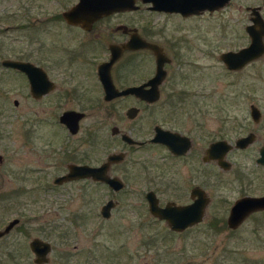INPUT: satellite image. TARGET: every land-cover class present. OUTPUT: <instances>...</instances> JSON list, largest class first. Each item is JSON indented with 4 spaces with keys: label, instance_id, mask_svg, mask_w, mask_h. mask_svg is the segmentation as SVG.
<instances>
[{
    "label": "rangeland",
    "instance_id": "obj_1",
    "mask_svg": "<svg viewBox=\"0 0 264 264\" xmlns=\"http://www.w3.org/2000/svg\"><path fill=\"white\" fill-rule=\"evenodd\" d=\"M76 1L0 0V61L20 54L37 60L36 40L24 25L36 23L34 18L59 14ZM247 6H259L264 18V0H230L220 9L185 18L147 10L114 16L139 26L153 21L161 27L156 37L177 42L181 57L172 66L176 94L184 91L178 95L182 101L175 96L181 104L169 108L170 113L166 107L143 109L134 122V137L146 136L153 117V121L180 128L188 125L186 117H190L189 126L199 121L201 134L196 140L201 148L215 138L233 141L248 130L258 134L251 148L228 155L233 162L231 170L216 167L218 175L211 179V167L200 166V185L211 200L202 221L182 232H173L164 221L154 219L143 198V192L152 188L162 202L189 199L194 183H167L170 178L161 171L166 161L148 166L128 158L113 166L111 174L120 175L127 184L118 193L91 180L52 183L54 176L66 171L68 159L97 164L105 151L113 150L111 141L105 147L90 145L83 138L94 121L107 126L117 120L124 101L114 103V110L102 100L93 106L87 98L56 103V96H50L35 102L20 76L0 65V153L4 156L0 166V228L13 217L21 219L0 239V264H34L29 248L33 237L51 242L53 250L47 264H264V210L251 213L235 229L226 222L229 207L240 192L264 194V168L254 164L257 147L264 144V53L237 70L228 69L219 58L221 52L249 43L244 28L250 23ZM140 59L141 73H145L148 57L143 54ZM64 66L63 62L51 71L55 74L56 68L60 71ZM67 104L81 106L87 114L81 130L72 138L54 123ZM250 104L261 110L257 123L250 117ZM118 124L129 126L123 120ZM70 138L73 145L67 148L72 156L66 155L62 146ZM157 175L166 179L162 182ZM109 197L119 200V205L108 219H102L99 209ZM72 212L86 215L71 220Z\"/></svg>",
    "mask_w": 264,
    "mask_h": 264
},
{
    "label": "flooded vegetation",
    "instance_id": "obj_2",
    "mask_svg": "<svg viewBox=\"0 0 264 264\" xmlns=\"http://www.w3.org/2000/svg\"><path fill=\"white\" fill-rule=\"evenodd\" d=\"M76 2L66 6L59 14L53 13L41 20L34 18L32 21L36 20V23L31 24L30 21H28V25H24V27L29 30L30 35L34 36V39L36 40L34 41L36 42L35 46L39 55L37 60H32L27 56L20 54L18 56L3 58L0 61V65L5 70L11 71L20 76L27 87L29 97L35 102L44 101L50 96H56V103H68L73 100H81L83 102L82 99L87 98V101H92L91 105L93 106L101 104L102 100L114 110V103L124 101L122 111L118 114L117 120L107 126L103 121H94L93 125L86 129L85 137L83 138L84 142H88L90 145L98 144L105 147L106 144L111 141L115 144L113 150L108 152L105 151V155L97 164L75 162L68 159L64 164L66 171L54 176L52 183L61 185L81 180H91L95 184L104 185L112 192L118 193L123 191L127 184L120 175L111 174L113 166L124 163L128 158L135 163L145 162L148 166L154 164L155 161H166L167 165L161 169V171L165 172L170 179L163 178L161 175H157L156 179L161 178L162 182L166 179L167 183H194L189 188V199L184 202H176L171 199L162 202L157 191L149 188L143 192V198L147 204V211L154 219L164 221L167 227L173 232H182L199 224L201 221L197 224L189 225L182 230L172 229L166 218H159L151 212L149 201L152 199V202L157 203L159 207H165L169 204L185 205L191 203L193 199L198 197V195L192 194V190L196 187L202 188L200 185V183H202L200 166L204 163V165L211 167L210 177H216L218 175L216 167L223 171L231 170L233 162L227 158L228 155L234 151H244L251 148L256 143L258 134L252 130H248L246 134L237 136L233 141L225 138H215L214 140L209 141L206 147L201 148L200 143L196 140L198 134H201L199 132L201 126L199 121H195L192 126H189L190 117H186L188 125L180 128L179 126L166 125L162 121H153V117L147 127L146 136L143 139L134 137L132 130L135 128L134 122L143 109H155L158 106L166 107L167 113H170L169 108H177L181 104L179 100L175 99V96L182 101V97H178V95H182L184 91L183 89H180V93L176 94L177 89L174 88L175 70L173 71L172 69V66L178 59H181V57L177 42L161 40L156 37V34L161 33V27H156L157 25H155L153 21L147 22L143 26H139L133 20H115L114 16L128 14L130 12H139L142 10L165 13L166 15H177L181 18H185L186 16L182 15L180 12H166L163 10L150 9L149 7L151 6V3L143 2L142 0H135V4L138 6L135 10L113 12L92 20L89 23L85 22L86 24L83 25L81 23H70L64 19L62 15L65 10L69 9ZM248 7L249 6L246 8L249 11V19L251 23L252 15ZM258 11L260 12V8ZM138 37L145 42L158 46L160 48V53L157 55L151 48L138 45ZM68 39H71V41H68ZM128 43H130L131 46L127 45ZM113 53L115 54V58L109 65H107L106 63L113 58ZM143 54L148 57L146 65L147 71L145 73H141V63L139 61ZM4 60L18 61L27 65H23L24 68H16L3 64ZM63 62L65 63V66L60 71L56 68L55 71L57 72L53 74L51 70H54V66L57 67L58 64L61 65ZM106 69L109 72L111 84L116 94L112 91H108V88L106 89L105 83L102 80V78H106ZM158 71L160 72L159 76H157ZM156 76L159 78V81L154 83ZM139 86H142V88L138 90ZM129 87L131 89L130 91L122 92ZM118 92L122 93L119 94ZM90 93L94 94V96H91ZM13 103L18 105V100L14 99ZM251 105L252 104H250V117L253 122L257 123L262 117V113L261 110L253 104L260 112L259 119L255 121L251 116ZM84 109L81 106L77 108L73 105L67 104L55 117L56 119L54 120V123L60 130H64L66 137L71 136L72 138V136L77 135L81 130L82 121L87 115ZM121 120L129 123V126L127 128L125 126H123L124 128L121 127L118 124ZM157 129L169 131L174 136L168 137L167 143L153 141L152 139L155 137ZM250 132L254 133L252 141L248 142L244 147H238L235 145V142L239 137L245 136ZM101 135H103L101 141H99V139L98 142H96V139ZM71 138L68 140V144L65 142V144L62 145H65V154L69 156H72L70 154V148H67L70 144L73 145V140ZM217 140H225L231 145V148H229L224 156V159L230 163L229 169L221 168L218 165L217 160L214 158H205V150L212 142ZM81 144H83V142H81ZM263 147L264 144L257 147L258 155L254 159V164L262 168H264V164L259 162L258 159L260 157V150ZM60 149L63 150V148ZM74 149H76L75 146ZM155 151H159L160 153L157 154ZM2 157L3 162L0 166L4 163V156L2 155ZM110 157H114V159L111 160ZM103 164L106 165L105 170L109 176L117 177L123 182L121 186L115 188L104 180H96L86 176L61 181L57 180L59 177L64 176L69 172L70 165L100 167ZM180 172L183 175H181ZM242 177H244V174ZM151 179L152 177L150 176V181L153 183L154 181ZM216 182L217 180L214 183ZM206 194L209 197L207 203L208 206L211 198L207 192ZM244 195L252 194H249L248 192L244 193L242 191V193L240 192L235 199ZM107 203H110L109 216L104 215V212H102L103 206ZM117 205H119V200L112 197L106 199L99 209V215L101 218L108 219L111 216L112 210ZM207 206L205 207V211ZM82 215L85 216L86 213L72 212L73 217H71V220L77 219ZM13 219H17V222L7 233L2 235L0 239L7 236L11 230L20 224L21 219L19 217H13L8 220L0 230L4 229ZM34 238L49 243L50 250L46 254V261L37 262L35 260L36 255L30 246V242ZM29 248L33 253L34 264H47L50 262V254L53 250L50 241L40 237H33L29 241ZM15 263L18 264V262Z\"/></svg>",
    "mask_w": 264,
    "mask_h": 264
},
{
    "label": "water",
    "instance_id": "obj_3",
    "mask_svg": "<svg viewBox=\"0 0 264 264\" xmlns=\"http://www.w3.org/2000/svg\"><path fill=\"white\" fill-rule=\"evenodd\" d=\"M143 2L151 3L150 9L163 10L166 12H180L182 15L187 16L191 14H199L205 10L214 11L225 6L230 0H142ZM138 6L135 4V0H78L69 9L65 10L62 15L70 23H81L85 25L87 22H91L103 15L111 14L117 11L135 10ZM259 6H249L251 11V23L245 26V30L249 35L250 41L248 45L243 46L237 50H227L221 52L219 55L220 60L223 61L225 66L230 70H237L242 68L248 62L259 58L264 53V18L258 11ZM86 22V23H85ZM138 45L151 48L158 55L160 48L143 41L138 37ZM127 45L131 46L130 43ZM134 46V45H132ZM114 54V53H113ZM115 58L109 60L107 65ZM3 64L10 65L16 68H24L23 64L18 61L4 60ZM103 65V64H102ZM101 65V67H102ZM100 67V68H101ZM35 68V67H34ZM103 68V67H102ZM106 78H102L108 91H114L109 72L106 69ZM159 71L158 75L159 76ZM155 77L154 83L159 81ZM142 86L138 87V90ZM130 87L122 92L130 91ZM122 92H118L121 94ZM251 116L256 121L259 119L260 112L255 105H251ZM174 136L172 133L166 130L157 129L153 141H161L167 143V138ZM254 133L250 132L245 136L239 137L235 145L238 147H244L248 142L252 141ZM231 148V145L225 140H217L212 142L205 150L207 159L214 158L217 160L218 165L223 169H229L230 163L224 159L225 154ZM111 160L114 157H110ZM259 162L264 164V147L260 150ZM3 162V157L0 154V165ZM106 165L103 164L100 167H91L88 165H70L69 172L59 177L57 180H68L75 177H90L96 180H104L113 187L121 186L123 183L117 177H111L106 173ZM192 194L198 195L193 199L191 203L185 205L169 204L165 207H159L157 203L152 202L150 199V210L159 218H166L169 226L175 230H182L189 225L197 224L202 221L205 214V207L209 201L205 190L201 187H196L192 190ZM110 203H107L102 208L104 215L109 216ZM259 210H264V194L262 195H244L233 201L230 206L229 214L227 216V225L231 229L237 228L251 213ZM106 212V213H105ZM108 212V213H107ZM17 222V219L11 220L4 229L0 230V237L7 233L11 227ZM32 251L36 255L37 262H43L47 260L46 254L50 250L49 243L43 242L38 238H34L30 242Z\"/></svg>",
    "mask_w": 264,
    "mask_h": 264
}]
</instances>
